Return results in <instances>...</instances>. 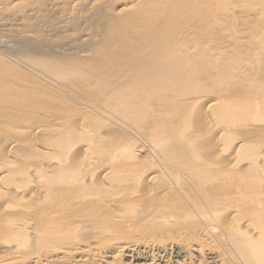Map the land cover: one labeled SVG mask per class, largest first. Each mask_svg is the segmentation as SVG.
Masks as SVG:
<instances>
[{
    "label": "bare ground",
    "instance_id": "1",
    "mask_svg": "<svg viewBox=\"0 0 264 264\" xmlns=\"http://www.w3.org/2000/svg\"><path fill=\"white\" fill-rule=\"evenodd\" d=\"M16 1L0 264H264V0Z\"/></svg>",
    "mask_w": 264,
    "mask_h": 264
},
{
    "label": "rangeland",
    "instance_id": "2",
    "mask_svg": "<svg viewBox=\"0 0 264 264\" xmlns=\"http://www.w3.org/2000/svg\"><path fill=\"white\" fill-rule=\"evenodd\" d=\"M25 0H17L15 3L18 4H24ZM96 34V30L95 28H92L91 26H86V25H81L80 27H78L75 31V34H77L78 36H83L85 34ZM83 40H85L84 38H82ZM32 144H34L35 146H40V142H32ZM7 146L6 144L0 139V152H2L3 154H7V150H6ZM0 187L6 188V189H12L11 186H9L6 183H0ZM59 260H52V264H56ZM56 262V263H55ZM61 261H59L58 264H60ZM27 264H32L31 262H28Z\"/></svg>",
    "mask_w": 264,
    "mask_h": 264
}]
</instances>
